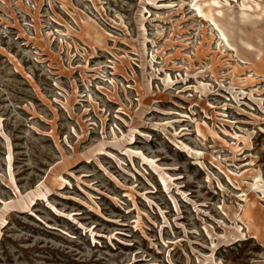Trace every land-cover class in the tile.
<instances>
[{"label": "rangeland", "instance_id": "1", "mask_svg": "<svg viewBox=\"0 0 264 264\" xmlns=\"http://www.w3.org/2000/svg\"><path fill=\"white\" fill-rule=\"evenodd\" d=\"M0 264H264V0H0Z\"/></svg>", "mask_w": 264, "mask_h": 264}]
</instances>
